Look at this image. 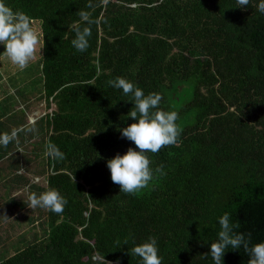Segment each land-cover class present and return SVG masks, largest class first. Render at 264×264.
Wrapping results in <instances>:
<instances>
[{
  "label": "trees",
  "instance_id": "16d2710c",
  "mask_svg": "<svg viewBox=\"0 0 264 264\" xmlns=\"http://www.w3.org/2000/svg\"><path fill=\"white\" fill-rule=\"evenodd\" d=\"M6 2L30 17L44 47L23 70L0 59V129L11 134L16 126V139L30 148L21 153L15 139L0 144V165L8 163L0 182V264H141L130 250L149 236L157 238L162 264H214L204 254L218 239L224 212L252 243L264 242L260 0L245 8L237 0ZM79 10L94 21L84 52L71 43L73 28L84 26ZM3 51L1 45L2 57ZM116 77L146 95L160 93V107L177 111L182 129L176 145L148 153L153 169L163 165L165 175L138 195L120 192L106 163L135 148L120 132L134 122L133 101L108 84ZM38 97L55 107L29 123L23 102ZM49 141L63 160L45 156ZM40 177L45 186L29 184ZM18 186L26 193L21 200L13 195ZM48 187L66 198L63 212L45 209L40 217L37 207L35 217L24 215L32 227L14 238L19 224L12 216L20 208L14 202L26 209L27 193ZM248 259L243 249L229 248L223 264Z\"/></svg>",
  "mask_w": 264,
  "mask_h": 264
},
{
  "label": "clouds",
  "instance_id": "9594fccd",
  "mask_svg": "<svg viewBox=\"0 0 264 264\" xmlns=\"http://www.w3.org/2000/svg\"><path fill=\"white\" fill-rule=\"evenodd\" d=\"M240 8L249 5L250 0H237ZM91 0L88 7H91ZM257 10L264 14V0H260ZM78 16L84 26L73 28L75 37L72 46L78 52H84L89 47L91 37L90 25L94 23L89 12L79 10ZM42 36L33 27L30 17L22 10L13 9L6 0H0V45H3L5 55L20 70L29 66L41 55L39 47ZM108 84L114 88L122 89L125 95H130L133 107L128 116L134 121L120 129L123 138L131 141L135 148L129 147L123 155L117 153L113 158L107 160V167L111 174V180L119 185L120 192L128 195H138L147 189L150 183L158 176L165 175L163 165L152 167V161L148 153L156 154L162 148L176 145L182 133L177 124L179 113L175 110H163L161 105L162 95L150 92L147 95L133 82L124 77H116L109 80ZM28 131L33 129L29 127ZM17 136L16 130L11 134L5 133L0 136V144L7 146ZM45 156L55 160H63L65 155L58 146L49 141L45 145ZM27 191V189H25ZM67 200L53 187L37 194L29 192L28 207L35 209L44 208L56 214H61ZM220 230L218 239L210 244V254L214 264H223V257L229 248L233 250L243 249L249 256L247 264H264V242L252 243L251 234L237 231L239 222H232L231 215L224 212L218 218ZM127 243V240L125 241ZM130 252L141 259V264H162L159 255L157 238L149 236L144 242L136 244Z\"/></svg>",
  "mask_w": 264,
  "mask_h": 264
},
{
  "label": "rangeland",
  "instance_id": "374dc122",
  "mask_svg": "<svg viewBox=\"0 0 264 264\" xmlns=\"http://www.w3.org/2000/svg\"><path fill=\"white\" fill-rule=\"evenodd\" d=\"M1 46V45H0ZM2 56L0 55V59H3L4 61L5 60H9L5 55L1 58ZM1 61V60H0ZM9 63H10V67H12V68H16L15 66H13L14 64L9 60ZM4 75V74H3ZM10 89H11V92H13V93H15V88L12 86V87H10ZM17 91V90H16ZM24 104H23V107L24 108H26V110H28V119H29V121H34L35 119H36V117H38V116H40L41 114H43V113H45L46 111H51V110H53L54 109V107H55V104H52V106H51V108H47L46 106H45V101H44V99H40L39 97L38 98H35V99H31V101H30V103H28L27 105H26V103L25 102H23ZM20 106H21V104H19ZM16 129V128H15ZM3 132H7V131H3ZM2 130L0 129V136H2ZM15 141H16V137H15ZM30 150V148H28V150L26 149L25 151H24V153L25 152H28ZM22 171H25L24 169L22 170ZM5 176H8V172L6 171V170H4V169H2V166L0 165V182H2V181H4L5 179ZM7 179H9V178H7ZM12 181L13 180H9V182H8V187H9V185L12 183ZM31 182H29V184H34L35 185V182L37 183V185H40V184H42V186H45L46 185V180H44L43 178H35L34 179V182L32 181V180H30ZM41 186V185H40ZM25 189V186H24V188H23V190ZM26 189H28V190H31V188H26ZM27 190V191H28ZM24 192V191H23ZM28 195H29V192L27 193ZM24 195H26V193L24 192L23 194H19V195H17L16 197H18V199L19 200H21L23 197H24ZM20 207L19 208V210L17 211L18 213H14V215H13V217L14 218H12L13 220H18L17 222H15L16 224H17V226H18V224H19V231L17 230L14 234H13V237L15 238V237H17L21 232H23V231H26L29 227H32V226H30V222L32 221V220H30L29 218H31L32 216H33V214H34V217L38 214V209L39 208H35V209H31V208H26L25 209V207H23V201L22 202H14V206L13 207ZM8 207V206H7ZM21 207L23 208V209H21ZM9 208V207H8ZM10 209V208H9ZM25 209V210H24ZM45 209L44 208H41V210H40V217H42L44 214H45V212L43 213V211H44ZM26 214H28V217H26V218H24V215H26ZM35 226H36V224H35ZM4 227H6V226H4ZM17 228V227H16ZM40 230V233H42L43 231H42V228H40L39 229ZM2 230L0 229V232H1ZM42 231V232H41ZM24 233V232H23ZM31 234V233H30ZM43 234V233H42ZM6 234H3L2 236H5ZM21 235V234H20ZM30 237H31V235H29ZM13 240H16V239H13ZM10 245V244H9ZM10 251H8L9 253H11V252H14L15 250H11V249H9Z\"/></svg>",
  "mask_w": 264,
  "mask_h": 264
},
{
  "label": "crops",
  "instance_id": "0c3cea01",
  "mask_svg": "<svg viewBox=\"0 0 264 264\" xmlns=\"http://www.w3.org/2000/svg\"><path fill=\"white\" fill-rule=\"evenodd\" d=\"M31 121H29V123H30ZM33 122V121H32ZM16 128V129H15ZM13 130H16L17 131V127L15 126V127H13L12 128ZM11 131V129H5V130H2V136L5 134V133H9L10 131ZM12 130V131H13ZM3 131H7V132H3ZM24 134H26V133H24ZM23 136V135H22ZM21 136V137H22ZM26 136H27V134H26ZM17 140V139H16ZM18 143H17V145H18V149L19 150H21L22 152L21 153H24V151L26 150V148L25 147H23L22 145H21V140H20V137L18 138ZM26 141L28 142L29 141V139L28 138H26ZM8 163H6L4 166H2V167H6V165H7ZM23 169H25V168H23ZM5 181H6V179H5ZM4 182V181H3ZM3 187H5V186H3L2 184H0V188H3ZM19 187V186H18ZM20 188V187H19ZM16 188L15 190H14V192H13V195L15 194V195H19L20 193H22L23 191L21 190L22 188ZM12 200L11 199H9V202L8 203H12L11 202ZM16 202V201H15ZM10 208V207H9ZM8 208V209H9ZM13 215V214H12ZM13 217V216H12ZM0 234H2L1 232H0Z\"/></svg>",
  "mask_w": 264,
  "mask_h": 264
}]
</instances>
